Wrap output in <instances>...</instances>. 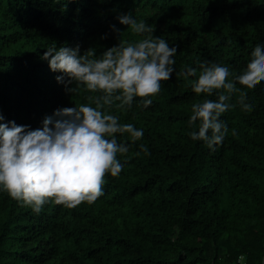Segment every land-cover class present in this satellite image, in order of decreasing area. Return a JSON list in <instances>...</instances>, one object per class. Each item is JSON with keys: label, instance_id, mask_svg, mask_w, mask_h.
Returning a JSON list of instances; mask_svg holds the SVG:
<instances>
[{"label": "trees", "instance_id": "obj_1", "mask_svg": "<svg viewBox=\"0 0 264 264\" xmlns=\"http://www.w3.org/2000/svg\"><path fill=\"white\" fill-rule=\"evenodd\" d=\"M128 11L178 46L176 72L147 108L137 97L109 109L144 135L117 134L131 145L118 154L125 167L105 174L95 202L50 201L36 213L0 191V264H238L241 253L243 264H264V81L231 92L221 118L239 132L214 149L188 135L192 103L218 98L190 81L202 61L248 65L264 39V0H0V113L36 128L57 107L91 103L84 90L67 92L42 54L67 43L99 55L142 38L117 20ZM186 65L197 73L186 77ZM245 88L252 109L240 101Z\"/></svg>", "mask_w": 264, "mask_h": 264}, {"label": "clouds", "instance_id": "obj_2", "mask_svg": "<svg viewBox=\"0 0 264 264\" xmlns=\"http://www.w3.org/2000/svg\"><path fill=\"white\" fill-rule=\"evenodd\" d=\"M116 18L142 38L119 39L99 55L95 48L81 52L79 44L67 43L53 44L42 54L50 70L59 73L56 79L65 90L73 94L84 90L91 103L57 107L36 128L7 120L0 113V191L36 213L50 201L71 208L81 202L93 203L103 194L105 174L121 173L125 164L118 154L128 153L131 147L117 134L127 133L133 142L144 135L142 127L120 122V116L109 109L131 107L137 97L136 103L147 108L161 91L162 82L176 72L177 45L154 35L153 25L137 19L132 11ZM110 28L118 34L124 32L116 24ZM196 73L197 68L185 66L186 77ZM238 81L251 85L264 81V39L256 43L243 70L216 61L201 62L198 77L190 81L192 90L215 93L218 98L206 95L192 103L188 135L193 141H203L214 149L230 130L240 131L239 125L221 118L235 103L230 99L232 90L243 87ZM221 89L228 91H217ZM247 91L241 93L240 101L252 109L255 102ZM139 148L149 151L143 143ZM237 259L243 264L246 255L241 253Z\"/></svg>", "mask_w": 264, "mask_h": 264}, {"label": "built area", "instance_id": "obj_3", "mask_svg": "<svg viewBox=\"0 0 264 264\" xmlns=\"http://www.w3.org/2000/svg\"><path fill=\"white\" fill-rule=\"evenodd\" d=\"M238 264H241V262H240V261H238Z\"/></svg>", "mask_w": 264, "mask_h": 264}]
</instances>
